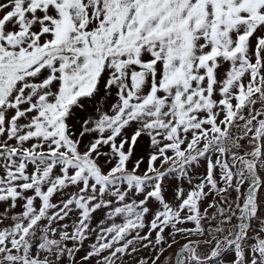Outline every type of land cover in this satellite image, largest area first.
I'll return each instance as SVG.
<instances>
[{"label": "snow or ice", "instance_id": "1", "mask_svg": "<svg viewBox=\"0 0 264 264\" xmlns=\"http://www.w3.org/2000/svg\"><path fill=\"white\" fill-rule=\"evenodd\" d=\"M0 264H264V0H0Z\"/></svg>", "mask_w": 264, "mask_h": 264}]
</instances>
